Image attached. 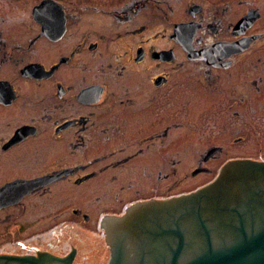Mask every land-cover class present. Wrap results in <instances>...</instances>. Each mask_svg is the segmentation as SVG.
<instances>
[{"label":"flooded vegetation","instance_id":"af4514ba","mask_svg":"<svg viewBox=\"0 0 264 264\" xmlns=\"http://www.w3.org/2000/svg\"><path fill=\"white\" fill-rule=\"evenodd\" d=\"M29 11H0V264H74V248L52 255L66 231L101 234V264H173L182 246L205 250L204 235L226 246L264 230L260 4Z\"/></svg>","mask_w":264,"mask_h":264},{"label":"rangeland","instance_id":"374dc122","mask_svg":"<svg viewBox=\"0 0 264 264\" xmlns=\"http://www.w3.org/2000/svg\"><path fill=\"white\" fill-rule=\"evenodd\" d=\"M38 1L39 0H13V1L0 0V11H9L10 14H13L15 19L18 18L17 15L20 13L19 14V20L25 21V20H27L25 15L28 14V11L30 10L31 4L38 2ZM254 1H256L257 4H260V8H261V12H262V18L258 22V27H259V29H264V0H254ZM16 5H19V6L17 7ZM244 136L248 137L249 142L248 141L247 142L250 144V146H253L254 142H255V135H244ZM245 146H248V145H246V143H245ZM250 146H248V147H250ZM250 150H252L254 152L255 146L251 147ZM245 151H248V150L245 149ZM181 174H183V171H181ZM216 174L217 173L214 172V175L213 176L211 175L212 177H209V178L212 179ZM209 178H205V177H204V179L198 178L193 185L182 184L180 192L187 191L189 189V186H193V187H194V185L197 186V185L205 182ZM67 232L68 231H66L64 233V236L61 240L65 251L63 253H55L53 251L52 255L54 257H59V258L65 257L66 258V257H68L67 254L70 252V250L74 248L77 250L79 257H80V258L78 257V259L76 260V262L74 264H91V263L83 262L82 258L85 257V254L87 252L93 253L92 257H93V260H95L94 264H101V263H103V261H106L108 259L107 247L105 246L104 239L100 233H99L100 235L92 234V235H88L87 237H85V236H78L77 237V236H72L71 234H69ZM103 243H104V246H103ZM88 257L89 256H86V259H88Z\"/></svg>","mask_w":264,"mask_h":264},{"label":"water","instance_id":"95a60500","mask_svg":"<svg viewBox=\"0 0 264 264\" xmlns=\"http://www.w3.org/2000/svg\"><path fill=\"white\" fill-rule=\"evenodd\" d=\"M223 174L220 175L222 179ZM218 179V181L220 180ZM205 228V227H204ZM208 246L205 250L197 252L191 257L185 256L177 250L172 256L173 264H264V230L257 236L243 235L234 242L220 246L212 243V237L207 234ZM189 257V258H188ZM19 261V260H18ZM22 262V261H19Z\"/></svg>","mask_w":264,"mask_h":264}]
</instances>
